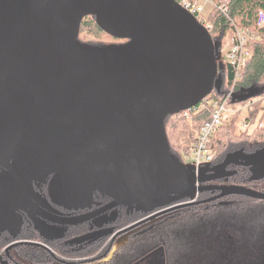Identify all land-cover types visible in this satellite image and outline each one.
<instances>
[{"label":"water","instance_id":"obj_1","mask_svg":"<svg viewBox=\"0 0 264 264\" xmlns=\"http://www.w3.org/2000/svg\"><path fill=\"white\" fill-rule=\"evenodd\" d=\"M87 16L127 42L78 43ZM221 84L210 34L172 0H0V92L20 142L34 155L27 163L67 171L84 190L112 199L95 215L214 191L177 208L233 195L264 200L244 186L208 185L236 175L227 170L231 165L264 164L261 153L245 161L230 156L195 173L168 151L163 120L219 92Z\"/></svg>","mask_w":264,"mask_h":264},{"label":"trees","instance_id":"obj_2","mask_svg":"<svg viewBox=\"0 0 264 264\" xmlns=\"http://www.w3.org/2000/svg\"><path fill=\"white\" fill-rule=\"evenodd\" d=\"M260 12L264 14V0H229L225 13L214 9L207 17L210 25L209 33L216 48L215 52L222 51L225 36L231 34L237 28L245 29L252 35V39L248 40L246 44L249 56L244 60L241 79L234 86L236 93L233 96L241 97L235 99L233 103L234 97H232L226 103L227 107L235 104L241 107L249 105V107L243 117H240L239 111H236L230 121L224 120L214 132L211 138L213 159L210 167L221 164L230 156L240 155L249 158L264 149V128L258 127L259 121L264 119V109L260 112V104L264 100V25L260 26L259 24ZM91 33L108 35L97 26L93 16H87L80 23L76 41L94 47L105 46L100 44L97 37L91 35ZM259 35L260 37H258ZM110 38L116 41L119 40L111 36ZM120 41L124 42L126 40ZM218 75L222 80L219 92L213 90L199 104L185 111L168 115L162 122L163 136L168 151L178 161L183 159V154H187L188 148L196 141L200 128L210 119L213 101H223L233 86V68L229 64L219 62ZM252 90L260 92L255 95L258 98L257 100L253 101L252 98L248 100L241 99ZM192 123L195 126L199 124L198 128L193 130ZM244 123L247 125L245 128L242 126ZM176 125L181 127L180 131L175 134L172 131L170 136L167 135L165 129L170 127L171 130H176ZM172 145L177 147L181 145L178 149L179 158L170 149ZM231 168L236 169L238 173L233 177L224 179L225 182L244 186L257 192H264V177L251 179V168H241L234 165ZM206 195L208 194L203 193L201 196ZM223 199L224 202L216 200L178 210L174 213L175 220H173V223L175 224H196L207 219L208 226H158L147 230L142 236L138 233L133 234L130 236V241L126 247H119L114 252L111 264L117 263L122 258H130L132 255L138 257L136 260L145 257L143 259L144 264H149L153 261V252L158 249L162 252V264H213L215 259L222 258L223 252L226 250L225 247L230 246V243L240 237H234L230 232L225 234L226 227H233L235 221L236 233L240 234L241 230L245 228L242 235L250 239L255 238L251 246H243V244L242 246L247 250V254H251V257L256 256L257 250L264 247V239L262 240L264 238V217L258 221L261 223L259 226H253L252 219L247 217V212L249 213L251 210V201L258 200L236 195L227 196ZM187 200L183 199L181 201ZM263 207L264 205H258L257 214H263V210H259ZM130 213L133 214V217L120 227L148 214L143 210ZM221 213H224L223 217L227 220L226 223L223 222ZM249 234L251 235L249 236ZM259 244H262V246ZM240 258L242 261L245 260L244 264H250V260L247 258ZM143 261L139 260L135 263L134 260L129 261L127 264H138Z\"/></svg>","mask_w":264,"mask_h":264},{"label":"flooded vegetation","instance_id":"obj_3","mask_svg":"<svg viewBox=\"0 0 264 264\" xmlns=\"http://www.w3.org/2000/svg\"><path fill=\"white\" fill-rule=\"evenodd\" d=\"M1 96L0 92V264H111L114 252L126 247L133 234L142 236L158 226H208L207 219L196 224H175L174 213L207 204L177 208L212 198L219 191L206 192V196L198 194L169 205L156 203L150 209H143L139 204L119 205L95 215L112 199L95 189L84 190L78 178L67 171L44 172L30 167L27 161L34 155L20 142L15 120L4 108ZM234 157L242 161L248 159L240 155ZM231 166L227 170L238 173ZM222 180L208 185H232ZM164 198L166 202L174 197ZM219 200L224 202L223 198ZM258 201H251V210L247 212L253 226H259L258 221L264 217V207L259 208L263 214H257L258 205H264V201ZM174 206L176 209L171 210ZM138 210L148 214L120 227L133 217L130 212ZM137 258L132 255L115 264L134 260L136 263L145 257ZM152 258L149 264H162L161 250L154 251Z\"/></svg>","mask_w":264,"mask_h":264},{"label":"built area","instance_id":"obj_4","mask_svg":"<svg viewBox=\"0 0 264 264\" xmlns=\"http://www.w3.org/2000/svg\"><path fill=\"white\" fill-rule=\"evenodd\" d=\"M177 6H179L184 12L192 16L207 32L210 30V25L207 18H201L203 7L198 3V0H172ZM212 6V10L217 9L222 13L226 12V8L223 7L222 0H205ZM259 24L264 25V14H259ZM252 39V35L245 29L237 28L233 34L231 42L226 49L225 54L222 53L217 57V64L219 62H225L233 68V86L226 94L223 101H213V110L210 115V119L205 122L197 135L196 141L188 148L186 157H189L192 161V171L199 173L200 167L203 163L212 162L213 152L211 145V138L217 128L222 124L224 120H227L224 116V112L232 114L233 112L226 109V103L231 100L235 92V84L241 79L242 67L244 60L249 56V52L246 48L248 40ZM248 109L249 105L244 106ZM235 114V111H234ZM187 115V113H186ZM225 117V118H224ZM246 127L245 125L243 126ZM259 128H264V119L258 123Z\"/></svg>","mask_w":264,"mask_h":264},{"label":"rangeland","instance_id":"obj_5","mask_svg":"<svg viewBox=\"0 0 264 264\" xmlns=\"http://www.w3.org/2000/svg\"><path fill=\"white\" fill-rule=\"evenodd\" d=\"M222 1H223V3H222L223 7L226 8L227 4L229 3V0H222ZM198 3L203 7V12H202L201 18L206 19L208 17L209 13L212 10V6L208 2H206L205 0H198ZM234 32H235V30H233L231 32V34L225 36V41L223 42L224 43V47L222 48V51H223L224 54H225L226 49H227V47L229 45V42H231L230 40H232ZM91 35H95V34L91 33ZM95 36L97 37L99 43L102 44V45H105V46L120 45V44H123V43L127 42V41L121 42L120 39L116 41L114 39H111L110 36H108V35H95ZM258 37H260V35ZM213 48H214L215 63H217V60H218L217 57H218L219 54L222 53V51L219 52V53L215 52L216 48H215L214 43H213ZM257 99H258L257 97L252 98L253 101H255ZM226 109H227V107H226ZM263 109H264V100L260 104V112H262ZM227 110L230 111V112L231 111L233 112L232 114L224 112V116L227 117V118H225V117L224 118L227 119V121H230L231 118L235 115L234 111H239L240 117H243L246 114V108L245 107H241L238 104L229 105ZM237 122H238V120H237ZM192 126H193V130H195V129L198 128L199 124H197V126H195L192 123ZM180 128L181 127L179 125H176V130H171L170 127L166 128L165 130H166L167 135L170 136L172 131H174V134H175L178 131H180ZM181 145H179V146H181ZM179 146L177 147L175 145H172L170 147L172 152L175 155H177L178 158H179V151H178ZM259 153H261V155H264V149L261 152H259ZM247 158H245V159H247ZM179 161H180V164L187 171L192 170V168H193L192 161L190 160L189 157H186L185 154H183V159H180ZM210 168H211L210 167V162H206V163H203V165L200 167V170L203 172V171H206V170H208ZM250 173H251V179L264 177V164L263 163L254 164L253 166H251ZM164 201H165L164 197H157V198L150 199V200H147L145 202L139 203L138 206L143 208V209H150V208H152L154 206V204L161 203V202H164ZM223 222L224 223L227 222V220L224 217H223ZM235 223H236V221H235ZM235 227L236 226L226 227L225 234L230 232L234 237H238V236H240V237L238 238V240L235 239V241L230 243V246H226L225 247L226 250H224L222 258L215 259L213 264H220V261H222L221 264H233L232 262H234L235 264H238V262H239V264H244L245 260L242 261V259L240 257L247 258L248 260H250V264H264V247L257 250V255L256 256L251 257V254L250 253L247 254V252H246L247 250L243 246H246V245H250L251 246L253 244L252 242L255 241L254 240L255 238L254 239L253 238L250 239V238L246 237L245 235H242L245 232V228L243 230H241L240 234L236 233ZM250 235L251 234H249V236ZM263 239L264 238H262V240ZM242 244H243V246H242ZM259 245L262 246V244H259ZM263 246H264V243H263ZM156 264H160V263H156Z\"/></svg>","mask_w":264,"mask_h":264},{"label":"bare ground","instance_id":"obj_6","mask_svg":"<svg viewBox=\"0 0 264 264\" xmlns=\"http://www.w3.org/2000/svg\"><path fill=\"white\" fill-rule=\"evenodd\" d=\"M226 107H227V105H226ZM227 109H228V107H227ZM236 112V111H235ZM263 119H261L259 122H261ZM245 125V123L242 125V126H244ZM246 127H247V125H245Z\"/></svg>","mask_w":264,"mask_h":264}]
</instances>
